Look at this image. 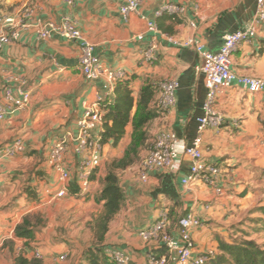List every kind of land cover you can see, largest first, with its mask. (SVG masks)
I'll use <instances>...</instances> for the list:
<instances>
[{
	"label": "crops",
	"instance_id": "obj_1",
	"mask_svg": "<svg viewBox=\"0 0 264 264\" xmlns=\"http://www.w3.org/2000/svg\"><path fill=\"white\" fill-rule=\"evenodd\" d=\"M169 2L185 6V14L176 17L164 12ZM121 6L122 0H78L74 6L63 0H0V19L21 16L26 9L33 11L30 26L21 32L19 40L0 45V104L5 102L6 88L18 97L26 90L32 94L27 108L9 112L0 123V148L18 137L26 144L24 154L0 159V264H18L19 258L33 261L37 252L42 254L41 264H65L73 251L57 241L54 229L37 230L33 220L52 204L73 207L74 202L81 203L86 197L97 204L104 188L107 175L100 167L92 176L90 196L81 202L75 200L79 197L73 192L65 199L51 198L62 187L59 175L48 163L52 146L66 133L75 132L87 104L107 95L103 80L89 82L82 74L78 43L57 35L47 40L39 38L38 32L46 23H59L65 16H70L95 46L104 69L128 73L136 99L146 83L158 86L164 80H175L180 85L176 106L165 114L157 113L146 128L148 139L137 158L118 174L125 202L109 224L103 242L105 251H125L131 256V264H148L151 255L165 254L161 244L147 243L139 233L152 227L166 212L167 231L176 237L181 219H200L204 226L192 230L196 253L213 249L218 254L220 243L231 244L234 226L251 204L264 196V92L253 94L236 83L218 95L216 109L226 119L224 127L201 134L204 159L221 169L222 195L200 183L183 185L190 174L187 158L176 175L159 172L143 183L139 174L141 161L161 131L174 132L188 145L198 138V119L204 114L208 93L204 76L198 71L200 55L194 49H177L163 35L196 38L208 51L218 53L226 36L250 26L256 0H141L140 14L155 22L160 34L148 32L146 21L138 15L126 22ZM140 34H144V41L137 40ZM152 43L157 61L145 64L143 53ZM231 69L238 76L264 79V23L256 37L235 52ZM21 81L27 85L23 87ZM159 96L157 93L155 102ZM237 121L239 129L233 126ZM133 133L131 123L118 147L104 146L101 166L125 157ZM66 164L76 171L78 160L73 148ZM76 188L73 186L71 191ZM19 227L34 230V239L19 238ZM63 255L66 259L61 262ZM67 264L87 263L81 255Z\"/></svg>",
	"mask_w": 264,
	"mask_h": 264
},
{
	"label": "built area",
	"instance_id": "obj_2",
	"mask_svg": "<svg viewBox=\"0 0 264 264\" xmlns=\"http://www.w3.org/2000/svg\"><path fill=\"white\" fill-rule=\"evenodd\" d=\"M67 5L74 6L78 0H63ZM256 14L250 26L224 38V45L218 53L208 51L205 45L196 38L177 39L163 35L165 40L177 49H194L201 58L198 71L204 76L205 85L208 90L204 103V114L198 119L199 136L188 145L172 131H161L150 149L147 156L139 166L140 180L148 183L155 173L168 172L178 174L184 158L189 159L190 174L183 179V185L189 186L193 183L203 184L215 190L218 195L224 193L219 185L221 169L216 164L207 163L204 159L201 134L206 130H221L225 123V117L217 111L216 104L218 95L225 89L232 87L235 83L256 94L264 92V79L238 76L232 69V58L235 52L245 43H250L257 35L258 28L264 23V0H256ZM141 0H122L120 13L126 22L132 15H138L146 21L147 31L160 34L155 22L148 20L140 14ZM164 12L182 17L186 8L183 5L169 2L163 9ZM33 11L26 9L21 16H6L0 19V45L17 42L21 32L29 28V18ZM195 28V25L192 24ZM39 38L47 40L57 35L76 42L80 46V69L89 82L103 80L107 92L105 97H97L96 101L87 104L84 115L78 120L74 133H66L55 143L48 156L49 165L59 175L62 183L61 189L51 194L53 200L65 199L72 194V187L76 186L78 192L74 197H86L91 192L92 176L101 167L104 154V146L100 134L105 123L104 105L111 102L109 99L115 96L117 85L128 78V73L123 69L106 70L103 68L100 58L95 53V46L87 40L75 25L70 16H65L59 23H46L38 32ZM162 36V37H163ZM144 34L137 36L138 41H144ZM157 61L155 43L143 53V63L154 64ZM22 86L27 82L21 81ZM180 85L175 80H164L159 83V99L155 102L158 114H165L177 104V94ZM4 104H0V123L5 121L9 112L27 108L32 99L31 91H23L20 97L16 96L11 88L4 89ZM237 129L241 127L240 122L233 123ZM74 145V146H73ZM73 146V147H72ZM73 148L78 164L76 171H71L66 164V156ZM26 152V144L23 138H16L11 144L0 148V159L13 158ZM169 217L163 212L158 221L150 228L139 233L140 237L147 243L161 244L166 253L160 256L151 255L148 264H209L217 252L213 249L203 253H196L192 230L204 226L203 222L193 216L180 220V231L178 237L167 231ZM109 261L113 264H131V256L125 251L118 249L106 250ZM35 259H42V254L35 253ZM66 257H60L65 261Z\"/></svg>",
	"mask_w": 264,
	"mask_h": 264
},
{
	"label": "trees",
	"instance_id": "obj_3",
	"mask_svg": "<svg viewBox=\"0 0 264 264\" xmlns=\"http://www.w3.org/2000/svg\"><path fill=\"white\" fill-rule=\"evenodd\" d=\"M157 93H159L158 86L146 83L136 99L131 79L128 77L117 85L112 102L104 105L105 123L100 134L103 146L112 144L113 147H118L125 137L127 127L132 123L134 128L131 147L123 159L114 163L117 169L130 166L137 158L139 150L145 145L148 139L146 128L151 121L157 118L155 106L151 107ZM72 192L76 193L78 189H73ZM97 202L104 204V212L95 224V244L88 247L82 257L89 264H113L106 255L103 242L110 222L124 205L125 193L120 186L118 174L112 168L105 178L104 188ZM34 233V230L26 227H19L17 230L19 238L28 240L34 239ZM219 251L220 253L209 264H264V246L253 241L231 244L221 242ZM18 264H41V262L39 259L28 261L19 258Z\"/></svg>",
	"mask_w": 264,
	"mask_h": 264
},
{
	"label": "rangeland",
	"instance_id": "obj_4",
	"mask_svg": "<svg viewBox=\"0 0 264 264\" xmlns=\"http://www.w3.org/2000/svg\"><path fill=\"white\" fill-rule=\"evenodd\" d=\"M118 161L120 160H109L101 166V169L106 175L111 168L119 174L123 169H117L114 166V163ZM84 198H75V200L81 202ZM86 198L81 203L74 202L73 207L64 204L56 207L52 204L47 210L42 209L36 220H33L36 221L37 230L54 229V234L58 237L57 241L66 243L73 251L67 257L65 264L70 260L76 261L88 247L95 244V224L103 208L99 203L93 204L90 197ZM230 238L231 243L253 241L264 246V196L259 198L256 204H251L248 212L232 229Z\"/></svg>",
	"mask_w": 264,
	"mask_h": 264
},
{
	"label": "water",
	"instance_id": "obj_5",
	"mask_svg": "<svg viewBox=\"0 0 264 264\" xmlns=\"http://www.w3.org/2000/svg\"><path fill=\"white\" fill-rule=\"evenodd\" d=\"M238 32V31H237ZM236 33V32H235Z\"/></svg>",
	"mask_w": 264,
	"mask_h": 264
}]
</instances>
